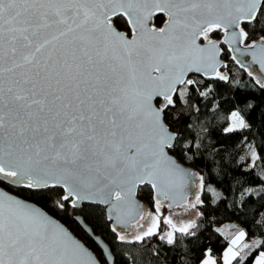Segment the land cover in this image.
<instances>
[{"label":"snow or ice","instance_id":"obj_1","mask_svg":"<svg viewBox=\"0 0 264 264\" xmlns=\"http://www.w3.org/2000/svg\"><path fill=\"white\" fill-rule=\"evenodd\" d=\"M261 22L264 0H0V185L29 198L59 192L61 210L108 204L109 220L136 229L129 239L112 227L120 243L195 237V220L178 225L162 215L166 200L188 212L202 193L217 195L177 163L199 148L181 141L178 109L192 107L193 93L207 98L211 81L229 79L210 34L245 44L247 28ZM259 52L253 58L264 68V37ZM229 121L225 134L250 127L238 111ZM260 159L253 148L248 168ZM145 185L154 213L134 199ZM20 195L0 187V264H116L82 219L74 223L83 240ZM246 236L239 230L218 259L202 250L198 264H244L264 249ZM252 264H264V250Z\"/></svg>","mask_w":264,"mask_h":264},{"label":"trees","instance_id":"obj_2","mask_svg":"<svg viewBox=\"0 0 264 264\" xmlns=\"http://www.w3.org/2000/svg\"><path fill=\"white\" fill-rule=\"evenodd\" d=\"M247 31V43L261 40L264 37V22L248 27ZM222 35V30H217L210 34V38L221 39ZM222 51L221 58L226 61L223 70L227 73L228 81H211L212 92L207 98L193 93L189 101L192 107L181 106L178 109L181 141L199 145V148L193 147L189 153L192 157L190 160L176 157L177 161L202 175L206 189L213 185L222 193L217 200L209 191L201 194L203 204L197 206L200 215L196 220L198 228L193 229L196 231L195 237H183L177 233L181 242L171 246L159 240L158 236L142 243H120L106 222L104 208L100 206L83 205L78 211L67 206L66 210H61L54 203L59 198V192L43 198H29L26 193L20 195L19 189L7 185L0 187L37 204L83 240L81 228L73 220L75 215L80 214L93 233L108 244L116 264H198V258H203L202 250L208 247L212 248L213 256L219 258L229 239L221 236L217 227L232 221L246 231L247 238L254 236L264 240V227L257 223L264 220V200L257 195L264 192V179H261L264 177V159L257 160L254 168H248L252 147L258 156L264 158V89L255 78L258 75L256 72L248 75L231 61L230 52L224 46ZM235 110L250 127L225 134L229 114ZM248 189L252 190L251 195ZM137 195L141 202L155 211L149 186H141ZM161 228L167 230L163 223ZM88 246L93 249V245ZM260 250L264 249L253 252L244 264H252Z\"/></svg>","mask_w":264,"mask_h":264},{"label":"water","instance_id":"obj_3","mask_svg":"<svg viewBox=\"0 0 264 264\" xmlns=\"http://www.w3.org/2000/svg\"><path fill=\"white\" fill-rule=\"evenodd\" d=\"M122 31V30H121ZM124 31V30H123ZM229 31H231V30H229ZM223 32V35H222V37H221V39H211V40H213L214 42H216L217 44H218V47H219V55H218V57H217V61H218V64L220 65V67H219V71L222 73V74H224V75H227V73L223 70V67L225 66V64H226V61H224L222 58H221V55H222V46H224L226 49H227V51H229L230 52V57H231V61H234V63L236 64V66L238 67V68H240L241 70H245L247 73H248V75H250V73H251V75L252 74H255V72L258 74V75H256V79L257 80H259V81H264V68H261V66H260V64L257 62V60L256 59H254L253 58V53L255 52V55H256V57H257V59H258V57H259V55H260V52H259V42L261 41V40H255V41H253V42H257L258 43V46H257V48L256 49H248V48H246L245 47V44H247L246 42H245V44H238V43H233V44H229V43H225L224 41H225V39H226V37H225V33H224V31H222ZM198 43H205L206 44V42H203V41H198ZM249 44V43H248ZM237 49H239V50H237ZM190 75H192V74H190ZM193 75H197V76H199V74H193ZM177 163L182 167V168H184L186 171H188V172H192V173H195V174H197L198 176H200V174L197 172V171H194L191 167H188V166H186V165H184V164H181L179 161H177ZM11 187V186H10ZM150 187V186H149ZM151 188V187H150ZM4 189V188H3ZM5 190V189H4ZM6 191V190H5ZM151 191H152V194L154 195V192H153V190L151 189ZM193 191L195 192V191H198V189H193ZM9 192V191H8ZM137 192H138V190H137ZM10 194H12V195H15V194H13V193H11L10 192ZM192 198H194V197H189V199L191 200ZM135 200H136V202H137V204L140 206V208L142 209V210H144L146 213H149L150 212V209H149V206L148 205H146L144 202H141V200L139 199V197H138V195H136V197L134 198ZM29 203H32V202H30L29 201ZM66 203H68V202H66ZM169 203V201H164V205H165V207H163V208H166V210L168 211V212H172L174 209H176V208H182V207H178L176 204H173V206H172V208L171 209H169V208H167V204ZM33 204H35V203H33ZM37 207H39L37 204H35ZM83 205H93V206H97V207H102V208H104V210H105V218H106V222L107 223H109L110 225V229L112 228V227H116L117 228V230L118 231H123V230H131V229H133V228H130V227H128V228H122L120 225H118V224H116V222H115V220H109L108 219V216L109 215H114L113 213H111L110 212V205H108V204H99V203H97V204H92L91 202H89V201H84V202H82L81 203V206L80 207H78V208H76V209H74V210H80V208L83 206ZM40 208V207H39ZM51 218H53L54 220H57V221H59L61 224H63L60 220H58L57 218H54L52 215H50L46 210H44ZM82 219V216L80 215V214H78V215H75L74 217H73V220H75V221H77V220H81ZM83 221H84V219H82ZM84 223H85V221H84ZM86 224V223H85ZM64 225V224H63ZM78 225V224H77ZM87 225V224H86ZM65 226V225H64ZM66 227V226H65ZM79 227L81 228L82 226L81 225H79ZM66 228H68V227H66ZM87 228L88 229H91L90 228V226H88L87 225ZM69 229V228H68ZM69 231H71L70 229H69ZM72 232V231H71ZM92 232H93V230H92ZM73 233V232H72ZM74 234V233H73ZM75 235V234H74ZM99 238L102 242H103V244L106 246V247H108L109 248V246H108V244L102 239V238H100V236H98V235H93L92 236V239L93 240H95L96 238ZM80 239V238H79ZM110 249V248H109ZM112 255H113V253H112ZM113 257H114V255H113Z\"/></svg>","mask_w":264,"mask_h":264},{"label":"rangeland","instance_id":"obj_4","mask_svg":"<svg viewBox=\"0 0 264 264\" xmlns=\"http://www.w3.org/2000/svg\"><path fill=\"white\" fill-rule=\"evenodd\" d=\"M230 115H231V113L229 114V117H230ZM229 117H228V121L225 124V127L224 128H226L229 125V122H230L229 121ZM252 149H253V147H252ZM252 149H251V151H252ZM209 187L213 191H215V193L217 194L216 196H213L214 200H217V198L222 193L220 191L216 190V188L213 185H209L207 188H209ZM259 187H261V185ZM191 200H194V198H192ZM149 213H154V211L150 210ZM197 213H199L198 208L193 209V210L188 211V212H186L184 208L183 209L176 208L172 212H168V211H166L165 209L162 208V215L163 216H171V218L173 219V221L175 223H177L178 225L180 223H183V222H188L189 220H195L196 221L197 220V217L200 215V214L197 215ZM142 223H146V221H142ZM237 228L239 229L240 228V225L238 223L232 221V222H229L227 224L219 225V227H217V231L218 232L223 231L224 232V235H226L229 238V240H230L238 232ZM135 231H136V229L133 228V229H131L129 231L127 230V232H125L124 234L127 235L129 237V239H131V237L135 234ZM255 238L256 237L252 236L251 238H249L251 240H246L244 242L245 243H253L255 241ZM248 251H251V249H249ZM214 258H216V257H214Z\"/></svg>","mask_w":264,"mask_h":264},{"label":"crops","instance_id":"obj_5","mask_svg":"<svg viewBox=\"0 0 264 264\" xmlns=\"http://www.w3.org/2000/svg\"><path fill=\"white\" fill-rule=\"evenodd\" d=\"M237 230H238V231H239V230H242L241 226H240V228H239V229L237 228ZM225 236H226V235H225ZM226 237H227V236H226ZM227 238H228V237H227ZM228 239H229V238H228ZM246 240H251V239H249V238H247V237H246V238H245V241H246ZM256 240H258V239H257V238H255V241H256ZM217 259H218V258H217Z\"/></svg>","mask_w":264,"mask_h":264},{"label":"flooded vegetation","instance_id":"obj_6","mask_svg":"<svg viewBox=\"0 0 264 264\" xmlns=\"http://www.w3.org/2000/svg\"><path fill=\"white\" fill-rule=\"evenodd\" d=\"M163 209H165L166 210V208H163ZM180 209H183V208H180ZM167 211V210H166ZM129 231V230H128ZM123 234L125 233V232H127V230H123V231H121Z\"/></svg>","mask_w":264,"mask_h":264}]
</instances>
